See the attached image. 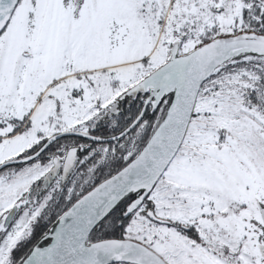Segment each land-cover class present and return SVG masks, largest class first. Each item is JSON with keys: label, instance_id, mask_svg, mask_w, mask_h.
<instances>
[{"label": "snow or ice", "instance_id": "1", "mask_svg": "<svg viewBox=\"0 0 264 264\" xmlns=\"http://www.w3.org/2000/svg\"><path fill=\"white\" fill-rule=\"evenodd\" d=\"M0 264H264V0H0Z\"/></svg>", "mask_w": 264, "mask_h": 264}, {"label": "flooded vegetation", "instance_id": "2", "mask_svg": "<svg viewBox=\"0 0 264 264\" xmlns=\"http://www.w3.org/2000/svg\"><path fill=\"white\" fill-rule=\"evenodd\" d=\"M63 143H75L77 142L74 138L69 137L67 140H62ZM91 143V141H88L86 138L81 139L79 143Z\"/></svg>", "mask_w": 264, "mask_h": 264}, {"label": "trees", "instance_id": "3", "mask_svg": "<svg viewBox=\"0 0 264 264\" xmlns=\"http://www.w3.org/2000/svg\"><path fill=\"white\" fill-rule=\"evenodd\" d=\"M125 107L127 108V105H125ZM117 235H118V233H117Z\"/></svg>", "mask_w": 264, "mask_h": 264}]
</instances>
